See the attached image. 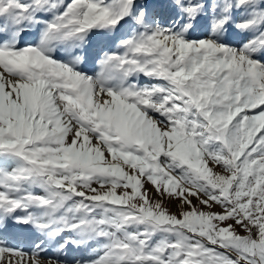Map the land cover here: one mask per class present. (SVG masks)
Instances as JSON below:
<instances>
[{
    "label": "snow or ice",
    "instance_id": "snow-or-ice-1",
    "mask_svg": "<svg viewBox=\"0 0 264 264\" xmlns=\"http://www.w3.org/2000/svg\"><path fill=\"white\" fill-rule=\"evenodd\" d=\"M0 264H264V0H0Z\"/></svg>",
    "mask_w": 264,
    "mask_h": 264
},
{
    "label": "rangeland",
    "instance_id": "rangeland-1",
    "mask_svg": "<svg viewBox=\"0 0 264 264\" xmlns=\"http://www.w3.org/2000/svg\"><path fill=\"white\" fill-rule=\"evenodd\" d=\"M170 208H171L172 211H176V208H175L174 205H170Z\"/></svg>",
    "mask_w": 264,
    "mask_h": 264
}]
</instances>
